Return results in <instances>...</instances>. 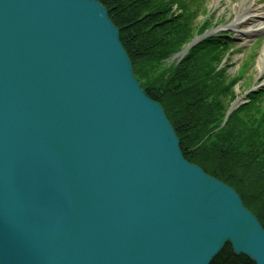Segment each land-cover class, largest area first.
I'll list each match as a JSON object with an SVG mask.
<instances>
[{"label": "water", "instance_id": "95a60500", "mask_svg": "<svg viewBox=\"0 0 264 264\" xmlns=\"http://www.w3.org/2000/svg\"><path fill=\"white\" fill-rule=\"evenodd\" d=\"M226 245L264 264V229L185 160L107 10L0 0V264H211Z\"/></svg>", "mask_w": 264, "mask_h": 264}, {"label": "trees", "instance_id": "16d2710c", "mask_svg": "<svg viewBox=\"0 0 264 264\" xmlns=\"http://www.w3.org/2000/svg\"><path fill=\"white\" fill-rule=\"evenodd\" d=\"M97 1L119 31L141 89L163 108L185 160L235 190L264 229V92L248 94L225 120L238 82L222 67L229 41L204 39L167 67L164 61L209 26L195 23L197 0ZM211 264L254 263L226 245Z\"/></svg>", "mask_w": 264, "mask_h": 264}, {"label": "rangeland", "instance_id": "374dc122", "mask_svg": "<svg viewBox=\"0 0 264 264\" xmlns=\"http://www.w3.org/2000/svg\"><path fill=\"white\" fill-rule=\"evenodd\" d=\"M195 5L200 6L198 13L195 15L196 24L199 25L209 19L207 28L209 34L215 35L218 32L226 35L227 38L231 36V51L223 59L222 67L226 66V75L231 78H238V82L234 86V92L239 97V103L242 104L246 102V97L250 91L257 90L262 83L264 84V75H259L258 69L259 58L264 48V30H255L249 39L245 41H242L243 36H239L238 31L254 30V28H249L250 25H246L249 22H244V20L252 12L264 14V0H197ZM173 10L177 12L175 6ZM238 15L246 16L242 21L244 23L233 29L231 26L239 17ZM258 21L260 22V20ZM175 61L176 57H173L163 63L168 67Z\"/></svg>", "mask_w": 264, "mask_h": 264}, {"label": "bare ground", "instance_id": "6f19581e", "mask_svg": "<svg viewBox=\"0 0 264 264\" xmlns=\"http://www.w3.org/2000/svg\"><path fill=\"white\" fill-rule=\"evenodd\" d=\"M245 17H246L245 15L237 17L235 22L232 24L233 28H237L238 26L242 25V23L249 22V23H246V25H250L249 28H254V30L252 29V30L238 31L239 36H243L242 41L249 39L250 35L254 33L255 30H258V31L264 30V14L253 13L247 19H245ZM243 19H245L244 22H242ZM258 20H260V22ZM255 23H258V24H255ZM258 69H259V75H264V48L259 58Z\"/></svg>", "mask_w": 264, "mask_h": 264}]
</instances>
